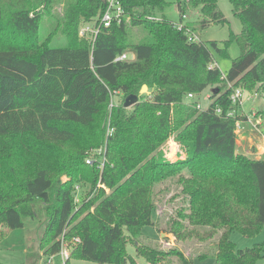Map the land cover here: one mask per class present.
I'll list each match as a JSON object with an SVG mask.
<instances>
[{
    "label": "trees",
    "instance_id": "obj_1",
    "mask_svg": "<svg viewBox=\"0 0 264 264\" xmlns=\"http://www.w3.org/2000/svg\"><path fill=\"white\" fill-rule=\"evenodd\" d=\"M118 1L121 23L102 28L92 43L78 31L102 15V0H0V226L10 231L43 218L38 250L45 257L59 252L62 237L79 239L70 260L99 264H136L127 244L148 264H191L195 258L259 264L264 159L236 151L241 108L230 95L238 87L264 95V0H229L241 23L229 41L240 55L224 74L212 65L206 45L156 18L164 0ZM176 5L180 17L186 6L199 8L201 27L224 22L215 0ZM53 6L60 12L52 13ZM138 29L149 40L136 42ZM210 47L222 53L215 42ZM124 53L134 59L114 62ZM143 85L150 98L131 111L123 104L109 108L112 94L124 100ZM208 89L204 109L185 102ZM171 136L185 148V160L156 158ZM90 151L95 154L87 164ZM161 184L182 197L178 220L156 217L169 192ZM145 227L176 243L204 242L206 252L189 258L176 246L138 243ZM232 233L261 234L263 241L237 249Z\"/></svg>",
    "mask_w": 264,
    "mask_h": 264
},
{
    "label": "rangeland",
    "instance_id": "obj_2",
    "mask_svg": "<svg viewBox=\"0 0 264 264\" xmlns=\"http://www.w3.org/2000/svg\"><path fill=\"white\" fill-rule=\"evenodd\" d=\"M215 1L217 11L220 12L224 18V22L220 24L211 23L208 26L201 27L200 21L203 16L200 15L199 8H190L189 6H186L183 14L186 15L187 21L191 25L189 26L187 24V28L191 30V33H193V36H195L198 41L208 47L210 53L212 54V65H215L220 70V72L224 74L230 67L231 61L240 55L238 45L236 42L229 41V35L230 33L239 34L241 31V23L239 19L233 15L229 0ZM164 2L165 7L163 13L157 14L156 18L159 19L163 17L166 20L178 22L179 16L176 7L177 0H164ZM51 11L52 13H58L60 12V7L53 6ZM46 20L47 18H45L44 21ZM136 33V42L141 43L149 40V37L145 32L138 29V32ZM49 39H52V37ZM211 42H215L217 44V48L220 49L222 53H219L216 49L211 48ZM61 46H63V44ZM210 89L212 91V88ZM210 89L204 91L200 95H194L192 98H186L185 102H197L198 106L201 109H204L205 106L210 102ZM237 89L243 90L241 87H238ZM137 96L138 102H143L147 98L145 95H139V92ZM124 100L122 93L115 92L110 98V103L116 107L117 105H122ZM134 106L127 108V110L131 111ZM260 107H263V109ZM239 113L240 120H238V123L240 124L241 128L239 131H236L237 133L235 134L236 151L239 154L256 159V157L262 156L264 154V95H252L244 100ZM248 118H250L249 121L247 120V122H245V119ZM94 154L95 151L91 152L89 157H93ZM158 157H163L165 160L170 162H177L179 160L183 161L186 159L185 148L177 143L174 140V137L171 136L159 148L158 152L156 153V158ZM66 180L67 178L65 176L62 177L63 182ZM159 188L161 191L169 190V192L160 200L156 217L161 216L164 220H167L168 218L178 220L176 212L183 205L181 195L174 188V186L168 187L166 184H161ZM73 193L74 191L72 194ZM74 195L76 194L74 193ZM83 195L84 194L81 193V190L77 193L78 197ZM76 199L77 198H75V202L78 201ZM160 212H162L161 215ZM42 221L43 218L41 220L27 219L25 220L22 228L10 231H7L5 228L0 226V263L32 264L35 259L36 261L38 259L44 260V256L39 257V255L42 254V251L38 250L39 238L41 236L39 232L43 230L41 225ZM40 226L41 230L39 231ZM151 241H154L155 243L157 242L158 245L165 250L176 246L186 257L191 255L192 258L198 254H203L206 252L202 248V246L205 245L204 242L199 243L197 241H182L180 243H176L171 235H160L159 233H156L152 227H145L141 232L138 243L149 246L151 245ZM230 241L236 246L237 249H246L252 248L254 245L262 243L263 236L260 234L252 238H247L241 236L240 234L232 233L230 235ZM125 250L127 254L135 260L136 264H148L142 257L136 254L135 246L133 244H127ZM70 264L99 263L72 259L70 260ZM191 264H214V261L212 259L199 260L195 258L192 260ZM259 264H264V259H262Z\"/></svg>",
    "mask_w": 264,
    "mask_h": 264
},
{
    "label": "built area",
    "instance_id": "obj_3",
    "mask_svg": "<svg viewBox=\"0 0 264 264\" xmlns=\"http://www.w3.org/2000/svg\"><path fill=\"white\" fill-rule=\"evenodd\" d=\"M104 3L106 4L105 10L102 13V15L92 22H83L79 28L78 36L81 39L88 40L90 42H94L97 34L102 28H108L112 23H115L119 25L122 21V17L124 15L123 9L119 3L118 0H104ZM181 20L185 19V15H181ZM174 27L178 31H184V33L187 34L188 41L190 42H198L197 38L193 36V33H191V30L189 28H186L183 23H174ZM134 57L132 54L124 53L114 59V62L117 61H131ZM245 92L241 89H235L232 94L230 95V101L233 105H236L237 107L241 108L242 102L249 98L250 96L247 94V97H244ZM113 95V94H112ZM111 95V97H112ZM110 97V98H111ZM193 95H188L187 98H192ZM147 98H150L147 95ZM113 107V105L110 103L109 108ZM234 113H229L228 116H233ZM250 118L245 119V122L247 120L249 121ZM109 120V119H108ZM241 128L238 121L236 122L235 126V134L236 131H239ZM112 129L109 128V124L107 126V132L106 136H109L112 133ZM100 151L97 152L99 154ZM93 160L90 159V157L86 160L87 164H91ZM104 160H101V166L103 165ZM79 243L78 238H73L71 241H65L62 237L60 238V250L59 252L50 257H45L44 260H39L38 264H54V260L57 259V264H69L70 262V256L73 248L75 245ZM41 257L42 254L40 255Z\"/></svg>",
    "mask_w": 264,
    "mask_h": 264
},
{
    "label": "water",
    "instance_id": "obj_4",
    "mask_svg": "<svg viewBox=\"0 0 264 264\" xmlns=\"http://www.w3.org/2000/svg\"><path fill=\"white\" fill-rule=\"evenodd\" d=\"M102 2L104 3V0H102ZM149 92L147 90V87L145 85H143L139 91V95H148ZM244 97H247V92H245ZM138 103V96L136 95H129L125 98L124 103H123V107L125 109L130 108L132 106H134L135 104Z\"/></svg>",
    "mask_w": 264,
    "mask_h": 264
},
{
    "label": "crops",
    "instance_id": "obj_5",
    "mask_svg": "<svg viewBox=\"0 0 264 264\" xmlns=\"http://www.w3.org/2000/svg\"><path fill=\"white\" fill-rule=\"evenodd\" d=\"M176 7H177V5H176ZM177 10H178V7H177ZM163 13V12H162ZM185 15V14H184ZM178 16H179V19H178V22H173V21H171V20H168V21H171V22H173V23H183V25H189V26H191L189 23H188V21H187V18H186V15H185V19L184 20H181V18H180V12H179V10H178ZM159 18V17H158ZM161 18H163V17H161ZM261 109H263V107H260ZM173 151H174V149H173ZM261 159H264V154L262 155V156H258V157H256V160H261ZM160 235H163V234H160ZM39 258V257H38ZM39 263V261L37 260V264ZM54 264H57V260H54ZM69 264H70V262H69Z\"/></svg>",
    "mask_w": 264,
    "mask_h": 264
}]
</instances>
